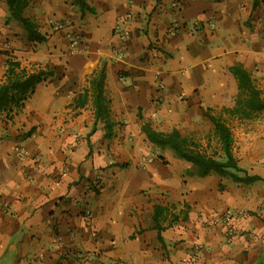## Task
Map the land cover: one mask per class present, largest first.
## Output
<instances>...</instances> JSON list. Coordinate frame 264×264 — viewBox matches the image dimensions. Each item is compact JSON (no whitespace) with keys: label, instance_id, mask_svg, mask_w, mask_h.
<instances>
[{"label":"crops","instance_id":"crops-1","mask_svg":"<svg viewBox=\"0 0 264 264\" xmlns=\"http://www.w3.org/2000/svg\"><path fill=\"white\" fill-rule=\"evenodd\" d=\"M86 1L93 12L30 0L37 42L0 0V83L8 55L51 72L10 118L0 113V264H264V125L231 124L264 111L224 113L239 166L261 178L250 183L189 175L141 130L233 107L236 64L264 95V0ZM101 67L110 136L91 96L76 104ZM155 204L185 218L159 233Z\"/></svg>","mask_w":264,"mask_h":264},{"label":"trees","instance_id":"trees-1","mask_svg":"<svg viewBox=\"0 0 264 264\" xmlns=\"http://www.w3.org/2000/svg\"><path fill=\"white\" fill-rule=\"evenodd\" d=\"M9 10V17L22 24L27 32V38L32 41L43 42L46 37L37 29L34 20L23 15V11L28 7L30 0H5ZM73 4L83 12H93L86 0H73ZM6 69L4 81L0 83V113L7 111L10 118L12 110L23 106L27 97L33 92L35 85L51 75L50 71L39 69L27 72L18 60L7 56L5 59ZM237 80V94L234 106H221V113L214 114L210 109L203 111L211 124L210 130L204 136V142H199L191 136L183 135L177 128H172L169 132H162L152 127L149 122H143L141 130L145 138L153 145L167 148L175 157L190 163L195 167V171L188 170L187 174L203 177L213 172L220 177L228 176L234 182L250 183L261 179L257 175H249L246 170L238 164V158L233 151V135L230 129L228 117L237 116L249 118L253 112L264 111V95L258 89L248 71L240 64L229 68ZM104 68L95 70L88 80V86L76 98L77 106H83L88 98L92 97L95 109V118L105 119L107 136L111 123L107 120L108 100L104 95ZM175 206L155 204L152 218L155 228L160 233L165 227L170 226L178 219L185 218V212L174 211ZM183 213V214H182ZM160 239V235H159Z\"/></svg>","mask_w":264,"mask_h":264},{"label":"rangeland","instance_id":"rangeland-1","mask_svg":"<svg viewBox=\"0 0 264 264\" xmlns=\"http://www.w3.org/2000/svg\"><path fill=\"white\" fill-rule=\"evenodd\" d=\"M53 29V28H52ZM221 106L216 105L215 107H207L210 109V111L214 114L221 113ZM222 114V113H221ZM185 122V121H184ZM183 120L176 123L178 130L183 135L191 136L195 140L199 142H204V136L205 134L210 130L211 124L210 121L206 117H202L201 119H198L196 121V124H189L184 123ZM231 124H233V127H240V126H257V125H264V115L255 118H252L250 120H232ZM235 153V152H234Z\"/></svg>","mask_w":264,"mask_h":264},{"label":"built area","instance_id":"built-area-1","mask_svg":"<svg viewBox=\"0 0 264 264\" xmlns=\"http://www.w3.org/2000/svg\"><path fill=\"white\" fill-rule=\"evenodd\" d=\"M59 26H60V24H59ZM115 28H116V29H120L119 24H116V25H115ZM120 36H121V37H124V34L121 33ZM70 43H71L72 48H73L74 50L79 49L82 45H84V44H83V38H82V35H81L79 32H74V33L71 35V37H70ZM120 53H121V52H119V51H117V50L114 51V54H120ZM18 154H19L20 156H22V155L24 154V152H23L22 150H19V151H18ZM231 217H232V214H231V213H227V214L225 215V218H226L227 220H229ZM228 233H229V232H228Z\"/></svg>","mask_w":264,"mask_h":264}]
</instances>
